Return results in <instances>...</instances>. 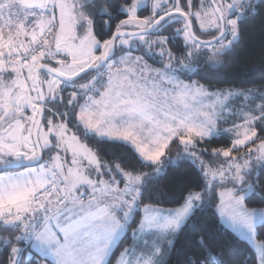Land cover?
Listing matches in <instances>:
<instances>
[{
    "label": "snow or ice",
    "instance_id": "snow-or-ice-1",
    "mask_svg": "<svg viewBox=\"0 0 264 264\" xmlns=\"http://www.w3.org/2000/svg\"><path fill=\"white\" fill-rule=\"evenodd\" d=\"M258 17L264 0H0V264H249L244 242L264 264V60L235 67ZM209 73L238 84L181 78Z\"/></svg>",
    "mask_w": 264,
    "mask_h": 264
},
{
    "label": "trees",
    "instance_id": "trees-1",
    "mask_svg": "<svg viewBox=\"0 0 264 264\" xmlns=\"http://www.w3.org/2000/svg\"><path fill=\"white\" fill-rule=\"evenodd\" d=\"M199 0H197V3ZM179 25H173V27H178ZM264 60V32L261 31V20L260 18H256L253 21H250L248 24V30L245 33L244 37V43L241 46V55H240V63L237 64L235 67H240L243 65H248V64H257L259 65L260 62ZM158 58H152L149 60L153 65L159 66L160 63L157 62ZM182 79H195V80H200L201 83H204L206 85H209L211 88H219V87H226L228 84H234L237 85L238 82L234 81L232 79H221L213 76L211 73L208 74L207 78H203V74L200 76H191V77H181ZM264 81L260 79L259 74H257L256 79L253 81V84H260ZM253 84H243V85H238L242 87H252ZM238 104L239 101H236ZM233 121H229L228 124H222L221 127H230L231 123ZM239 123L240 121H235ZM264 135V133H261ZM230 144V139H225L221 138L219 140H214L212 143L209 145L210 147H221V146H228ZM177 145L173 144L170 152L172 155H175ZM16 171H19L20 169H15ZM144 171H147L148 169H142ZM190 169H188L186 166L178 169L177 172L179 175H187L190 173ZM178 203H164L161 206L164 208H175L178 206ZM252 206V205H250ZM258 206H264V205H258ZM139 219V217H137ZM235 235V234H233ZM257 241L261 242L264 241V231L257 236ZM131 244V240H124L121 243L120 248L116 249V253L112 256V261L114 262L116 259V256L119 254L120 251L123 250L125 246H128ZM237 251H242L245 255L248 257L249 264H256V254L254 250L247 245V242H244Z\"/></svg>",
    "mask_w": 264,
    "mask_h": 264
},
{
    "label": "rangeland",
    "instance_id": "rangeland-1",
    "mask_svg": "<svg viewBox=\"0 0 264 264\" xmlns=\"http://www.w3.org/2000/svg\"><path fill=\"white\" fill-rule=\"evenodd\" d=\"M203 38H207V37H203ZM154 51H157V50H154ZM140 53H134V55H139ZM145 59L147 60V62L149 63V64H151L153 67H160L161 65H159V66H156V65H153L151 62H149V60H151L152 58H149V57H145ZM258 242V241H257ZM253 250H254V252H255V254H256V251H255V249L254 248H252Z\"/></svg>",
    "mask_w": 264,
    "mask_h": 264
}]
</instances>
